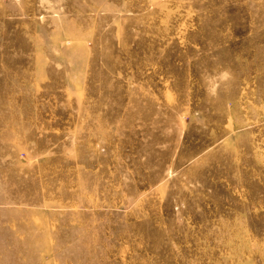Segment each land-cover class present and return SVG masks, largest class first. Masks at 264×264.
Segmentation results:
<instances>
[{
    "label": "rangeland",
    "instance_id": "rangeland-1",
    "mask_svg": "<svg viewBox=\"0 0 264 264\" xmlns=\"http://www.w3.org/2000/svg\"><path fill=\"white\" fill-rule=\"evenodd\" d=\"M0 264H264V0H0Z\"/></svg>",
    "mask_w": 264,
    "mask_h": 264
}]
</instances>
